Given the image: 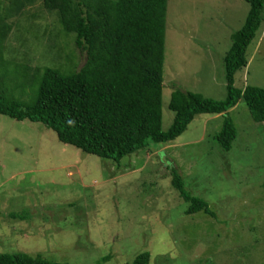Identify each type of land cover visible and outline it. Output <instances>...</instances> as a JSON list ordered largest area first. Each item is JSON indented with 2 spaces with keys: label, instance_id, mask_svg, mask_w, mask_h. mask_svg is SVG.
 <instances>
[{
  "label": "rangeland",
  "instance_id": "374dc122",
  "mask_svg": "<svg viewBox=\"0 0 264 264\" xmlns=\"http://www.w3.org/2000/svg\"><path fill=\"white\" fill-rule=\"evenodd\" d=\"M10 2L0 0L1 12ZM250 10L245 0H168L164 131L174 123V91L227 98L224 59ZM8 23L0 88L10 98L35 102L37 67L84 66L75 35L62 32L43 0ZM248 60L235 86L264 89V22ZM228 115L238 134L229 152L216 140L224 116L204 114L172 143L116 163L62 143L42 123L0 114V253L68 264H133L148 252L151 264H264V123L244 100ZM174 170L214 217L187 214Z\"/></svg>",
  "mask_w": 264,
  "mask_h": 264
},
{
  "label": "trees",
  "instance_id": "16d2710c",
  "mask_svg": "<svg viewBox=\"0 0 264 264\" xmlns=\"http://www.w3.org/2000/svg\"><path fill=\"white\" fill-rule=\"evenodd\" d=\"M10 1L4 12L0 3V53L12 30L9 19L23 14L35 0ZM245 1L251 10L244 27L233 34L224 59L227 98L217 101L174 91L169 107L175 119L168 131L163 130L168 0H43L44 7L58 15L62 32L75 35V46L86 54V62L73 72L35 68L39 88L33 104L12 99L0 88V114L42 123L62 143L116 163L152 145L172 143L199 115H218L225 120L216 140L229 152L238 134L228 114L242 100L254 121L264 123V89L235 86V76L248 66L249 47L264 22V0ZM172 173L174 187L190 204L187 214L205 212L214 217L209 204L193 197L179 173ZM0 264L68 263L41 255L0 253ZM133 264H151V254H141Z\"/></svg>",
  "mask_w": 264,
  "mask_h": 264
}]
</instances>
